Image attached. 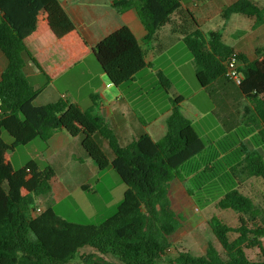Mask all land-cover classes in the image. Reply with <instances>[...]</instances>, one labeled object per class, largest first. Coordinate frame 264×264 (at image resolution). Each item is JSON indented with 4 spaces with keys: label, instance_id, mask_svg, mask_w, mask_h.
<instances>
[{
    "label": "trees",
    "instance_id": "trees-1",
    "mask_svg": "<svg viewBox=\"0 0 264 264\" xmlns=\"http://www.w3.org/2000/svg\"><path fill=\"white\" fill-rule=\"evenodd\" d=\"M187 1L115 2L119 13L137 11L147 35L140 42L123 27L90 50L59 0H0V49L8 61L0 80V264H73L79 256L82 264H264V214L240 189L248 178L264 184V48L256 60H248L225 43L221 31H202L183 12ZM234 14L254 17L255 26L264 24V6L252 0H237L223 9L224 19ZM166 25L181 35L201 87L225 76L231 57L240 61L243 81L238 87L250 107L239 128L206 145L180 112L182 99L177 98L162 140L143 134L121 146L96 110L94 96L87 110L64 100L35 105L40 90L24 74L26 59L51 81L92 51L111 85L120 87L148 66L145 45ZM48 30L71 57L54 68L36 46ZM159 80L167 92L169 81L162 75ZM58 131L81 136L82 148L98 170L112 168L127 186L116 213L99 225L70 222L51 207L38 213L37 201L51 194L53 169L41 170L35 161L18 170L12 166L10 152L35 140L46 143ZM176 180L187 181L188 195L205 207L214 204L238 215L236 227L217 216L210 220L224 256L210 245L204 255L178 251L167 259L181 226L171 197ZM246 248H258L260 259L251 260ZM85 249L90 252L81 253Z\"/></svg>",
    "mask_w": 264,
    "mask_h": 264
},
{
    "label": "crops",
    "instance_id": "crops-1",
    "mask_svg": "<svg viewBox=\"0 0 264 264\" xmlns=\"http://www.w3.org/2000/svg\"><path fill=\"white\" fill-rule=\"evenodd\" d=\"M117 1L121 0H59L90 50L123 27H128L140 42L147 35L137 11L129 9L119 13L114 7ZM236 1L189 0L182 5V10L193 16L202 31H221L225 43L253 61L258 58L259 49L264 48V24L255 26L254 17L241 14L224 19L223 9ZM252 1L258 6H264V0ZM1 18L0 12V21ZM182 44L184 45L181 35L172 32L169 25L161 28L155 40L145 45L148 66L138 73L133 81L120 87L111 85L92 51L51 81H47L29 59H26L24 74L34 88L40 90L34 102L37 106L64 100L87 110L93 106L91 97H96V110L117 135L121 146L130 144L143 134L149 135L154 141L166 134V119L173 107L162 110L160 106L156 108L153 105L147 111L143 105L155 98H161V92H166L160 85L159 76L162 75L170 83L164 96L172 104L174 99L181 98L180 108H183L185 96L178 89L179 85H189L192 91L190 98L200 95L202 91L207 94L215 105V111L219 113V122L223 127L220 137L222 138L243 124L244 114L248 111L250 102L242 95L239 87L225 76L207 87H201L196 79L193 58ZM36 46L39 52H45L46 61L52 68L71 59L49 30L37 39ZM166 56H170L168 65L161 62ZM172 56L175 58H171ZM7 65V58L0 49V80ZM83 68L86 69V78L81 81L78 80V74ZM146 70L150 71L146 73ZM146 75L151 77V82L142 83L141 76ZM113 87L114 92L108 93ZM192 111L198 118L201 111L189 109L188 116L184 115L195 126L190 116ZM41 146L45 149L39 152ZM24 148L29 150L28 162L35 161L38 164V159L46 163L43 167L38 164L41 170L49 166L54 171V177L50 181L51 194L41 197L37 201V208L44 211L51 207L59 216L68 220L55 210V205L70 197L73 191L89 189L90 181L101 178L100 171L82 148V137H71L65 131H58L46 143L41 144L35 140ZM71 163L76 165L69 167Z\"/></svg>",
    "mask_w": 264,
    "mask_h": 264
},
{
    "label": "rangeland",
    "instance_id": "rangeland-1",
    "mask_svg": "<svg viewBox=\"0 0 264 264\" xmlns=\"http://www.w3.org/2000/svg\"><path fill=\"white\" fill-rule=\"evenodd\" d=\"M182 46L184 47L183 44ZM170 56L164 57L161 62L168 65L170 63ZM171 58L175 57L172 56ZM149 71L150 70H146L145 72L148 73ZM84 73H86L85 68L79 72L78 80L80 79L82 81L86 78ZM141 77H143L141 80L142 83L151 82L150 76L146 75ZM113 89L114 87L108 90V93L114 92ZM178 89L185 96L183 108L179 107L180 112L188 116L189 109L200 110L201 114L199 118L193 115L194 111H192L190 115L191 120L195 124L193 127L204 144L209 145L215 143L221 137L223 127L219 122V113L215 111L213 102L203 91L200 95L190 98L192 91L187 84L179 85ZM161 93V98H155L143 104L147 111L153 105L156 106V108L160 106L162 110L166 107H174V104L169 102V99L164 96L166 92ZM162 138H156L155 140L160 141ZM3 139L7 143L12 142V138L7 133L3 134ZM36 141L41 144L43 143L41 140ZM100 144L105 152L110 154V150L102 138ZM26 149L27 148H24V146H20L13 153L10 152L11 163L15 170L20 169L30 160L29 150ZM44 149L45 147L41 146L38 151L40 152ZM37 162L41 167L46 165V163L38 159ZM73 165L76 164L71 163L69 167ZM60 173L61 171H59L58 174ZM100 177L99 179L90 181L89 189L73 191L70 197L66 198L61 204L55 205V210L66 216L70 222L83 225H99L112 217L123 200V195L127 186L112 168L100 172ZM187 186V181L176 180L171 187L173 206L176 211H178L181 226L175 235L172 248L167 253V259L175 257L178 251H188L197 256L204 255L210 245L217 248L221 255L224 256V251L211 229L210 220L217 216L229 226L236 227L238 225V215L231 210H219L214 204L205 207L202 200L200 201L196 198L192 199L190 195H188ZM240 189L254 201L258 209L264 214L263 182L260 179L248 178L241 183ZM231 238L234 239L235 235H231ZM262 241L264 244V238ZM89 252L90 249L81 251V253L84 254H88ZM245 252L251 260L256 261L260 259V251L258 248H246ZM81 262L79 256L75 259L73 264H82Z\"/></svg>",
    "mask_w": 264,
    "mask_h": 264
},
{
    "label": "built area",
    "instance_id": "built-area-1",
    "mask_svg": "<svg viewBox=\"0 0 264 264\" xmlns=\"http://www.w3.org/2000/svg\"><path fill=\"white\" fill-rule=\"evenodd\" d=\"M240 67L241 63L236 56L231 57L226 64L225 77L237 86L241 85L243 81V75L240 71ZM36 211L39 213L41 210L37 208Z\"/></svg>",
    "mask_w": 264,
    "mask_h": 264
}]
</instances>
